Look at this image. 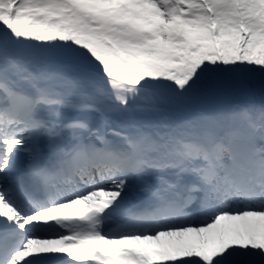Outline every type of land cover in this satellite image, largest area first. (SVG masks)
I'll list each match as a JSON object with an SVG mask.
<instances>
[{
	"label": "snow or ice",
	"instance_id": "1",
	"mask_svg": "<svg viewBox=\"0 0 264 264\" xmlns=\"http://www.w3.org/2000/svg\"><path fill=\"white\" fill-rule=\"evenodd\" d=\"M0 264H264V0H0Z\"/></svg>",
	"mask_w": 264,
	"mask_h": 264
},
{
	"label": "trees",
	"instance_id": "2",
	"mask_svg": "<svg viewBox=\"0 0 264 264\" xmlns=\"http://www.w3.org/2000/svg\"><path fill=\"white\" fill-rule=\"evenodd\" d=\"M262 97L258 90H235L233 92L228 93L227 95L216 98L209 97L200 102V104L190 107L186 115L189 118L195 115V112L198 109H210L212 106H215L220 102H240V103H253L259 105L261 103Z\"/></svg>",
	"mask_w": 264,
	"mask_h": 264
},
{
	"label": "rangeland",
	"instance_id": "3",
	"mask_svg": "<svg viewBox=\"0 0 264 264\" xmlns=\"http://www.w3.org/2000/svg\"><path fill=\"white\" fill-rule=\"evenodd\" d=\"M212 107H214V106H212Z\"/></svg>",
	"mask_w": 264,
	"mask_h": 264
}]
</instances>
